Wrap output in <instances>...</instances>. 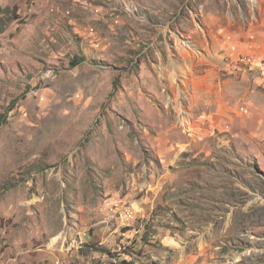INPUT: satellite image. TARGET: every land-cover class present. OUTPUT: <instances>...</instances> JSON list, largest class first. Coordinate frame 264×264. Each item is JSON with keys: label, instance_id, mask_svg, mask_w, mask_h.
<instances>
[{"label": "rangeland", "instance_id": "rangeland-1", "mask_svg": "<svg viewBox=\"0 0 264 264\" xmlns=\"http://www.w3.org/2000/svg\"><path fill=\"white\" fill-rule=\"evenodd\" d=\"M240 55L264 0H0V264L88 236L107 264H264V78L212 72ZM117 219L153 254L101 246Z\"/></svg>", "mask_w": 264, "mask_h": 264}, {"label": "crops", "instance_id": "crops-1", "mask_svg": "<svg viewBox=\"0 0 264 264\" xmlns=\"http://www.w3.org/2000/svg\"><path fill=\"white\" fill-rule=\"evenodd\" d=\"M40 1L43 2V0H40ZM214 65L216 68L212 69V72H214L216 75H219L220 73H217L216 71L217 69L221 70L224 68V61L223 63L222 62L215 63ZM208 74H209V71H208ZM208 74H207V78H208ZM151 201H152L151 199L147 198L146 201L144 200V203H150ZM124 205H125V202L114 200L110 206H111V210H114L117 212V211L123 210ZM116 207L119 208L120 210L116 209ZM131 208L136 213V218L138 221H141L140 219H147V224H149L152 221L153 218L151 214L149 215L148 212L144 210L139 203L132 204ZM117 220L120 225L119 219ZM127 228L129 227L122 228V225H120L118 228H114V226H107V227L104 226L101 229L97 228V234H99V236H102V235L109 236V237L107 236L108 238H104L105 240L101 242L100 245L105 246L107 242L115 241L119 243L118 246L120 248L133 245V249L135 248L134 250H138L139 248H141L140 250H142V248H146L148 254L150 253L153 254V251H150L149 243L145 244L144 246L138 243L140 240L139 238L140 236L138 237V234L140 233V231L135 230V229L129 230ZM81 239L83 243L82 245L78 243V245L77 244L73 245L72 247L65 249V250H59L57 246H49L47 250L39 249L37 251L31 252L33 255H36L35 260L33 261L28 260L25 264H55V261H52V260H50V262L48 261L51 258V256L55 258H57L58 256L62 257L61 259L64 260L62 264H99L98 261L101 264H107L105 263V261L107 260L106 255H105L106 258L103 257L102 259L100 257V254H98L99 252H95V251L90 252V250H94L89 245H91V243L96 244L95 237L92 238L91 236H88L87 239L83 237H81ZM61 251H62V254H59L58 252H61ZM31 253L29 252L28 255L32 256ZM128 257L131 262L136 263V261L131 257V255ZM94 260H96L97 262L95 261L94 263H92V261ZM147 263H149V259Z\"/></svg>", "mask_w": 264, "mask_h": 264}, {"label": "built area", "instance_id": "built-area-1", "mask_svg": "<svg viewBox=\"0 0 264 264\" xmlns=\"http://www.w3.org/2000/svg\"><path fill=\"white\" fill-rule=\"evenodd\" d=\"M233 63H242V69L249 72L250 71H258L259 73H264V60L256 59L252 57H246V55H240L237 59L234 60H224V64L228 66L232 65Z\"/></svg>", "mask_w": 264, "mask_h": 264}, {"label": "trees", "instance_id": "trees-1", "mask_svg": "<svg viewBox=\"0 0 264 264\" xmlns=\"http://www.w3.org/2000/svg\"><path fill=\"white\" fill-rule=\"evenodd\" d=\"M84 62V60H83V58L81 57V58H76L75 59V61L74 62H72V66H74V67H76V66H78L79 64H81V63H83Z\"/></svg>", "mask_w": 264, "mask_h": 264}, {"label": "bare ground", "instance_id": "bare-ground-1", "mask_svg": "<svg viewBox=\"0 0 264 264\" xmlns=\"http://www.w3.org/2000/svg\"><path fill=\"white\" fill-rule=\"evenodd\" d=\"M251 3L255 6L257 5V0H250ZM237 66H239L240 68H242V63H238ZM260 75L264 78V73H260ZM130 218V217H128Z\"/></svg>", "mask_w": 264, "mask_h": 264}]
</instances>
